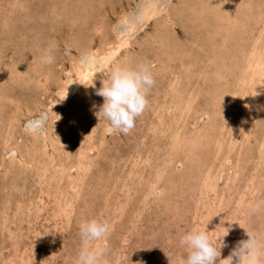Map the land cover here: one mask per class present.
Returning a JSON list of instances; mask_svg holds the SVG:
<instances>
[{"label": "rangeland", "instance_id": "374dc122", "mask_svg": "<svg viewBox=\"0 0 264 264\" xmlns=\"http://www.w3.org/2000/svg\"><path fill=\"white\" fill-rule=\"evenodd\" d=\"M138 62L154 80L147 106L111 131L96 90ZM252 200H264V0H0V264H75L90 219L110 225L94 243L112 264H177L185 230L208 221L216 243L231 225L220 264L264 230L244 214Z\"/></svg>", "mask_w": 264, "mask_h": 264}, {"label": "clouds", "instance_id": "9594fccd", "mask_svg": "<svg viewBox=\"0 0 264 264\" xmlns=\"http://www.w3.org/2000/svg\"><path fill=\"white\" fill-rule=\"evenodd\" d=\"M52 62L53 57L47 52L41 55L42 65ZM153 83L150 67L144 62L134 66H114L106 82L96 90V95L103 98V103L95 115L105 120L111 131L127 134L134 127L135 119L145 110L148 103L146 97ZM65 97L66 92L60 100ZM47 121V113L42 112L38 117L27 120L23 127L29 134H39ZM242 208L246 217L264 216V200L249 201ZM207 222L203 227H192L179 235L178 244L183 252L177 264H216L220 250L227 247L224 237L228 235L231 225L216 236L214 243L205 228ZM109 231L110 225L105 220L90 219L82 222L79 225L82 245L77 252L75 264H112L107 249L100 243H94L103 241ZM245 233L247 239L238 241L229 255L219 260L220 264H264V230H245Z\"/></svg>", "mask_w": 264, "mask_h": 264}, {"label": "bare ground", "instance_id": "6f19581e", "mask_svg": "<svg viewBox=\"0 0 264 264\" xmlns=\"http://www.w3.org/2000/svg\"><path fill=\"white\" fill-rule=\"evenodd\" d=\"M19 3H20V2H19ZM151 9H152V8H151ZM146 13H147V12H146ZM148 14H149V13H148ZM152 14H153V13H152ZM152 14H151V15H152ZM146 18H147V17H146ZM219 38H220V37H219ZM124 39H125V38H124ZM120 41H122V40H120ZM122 42H123V41H122ZM122 42H121V43H122ZM117 43H118V42H117ZM121 43H120V44H121ZM126 43H127V42H126ZM222 43H223V42H222ZM122 45H123V44H122ZM124 46H125V45H124ZM120 48H121V47H120ZM110 51H111V50H110ZM111 52H112V51H111ZM105 53H106V51H105ZM114 53H115V52H114ZM114 53H113V54H114ZM116 53H117V52H116ZM92 54H93V53H92ZM90 55H91V54H90ZM107 55H108V54H107ZM114 55H115V54H114ZM100 57H101V56H100ZM105 57H106V56H105ZM112 57H113V56H112ZM101 58H102V57H101ZM101 58H100V59H101ZM110 58H111V57H110ZM103 59H104V58H103ZM105 59H108V58H105ZM102 61H104V60H102ZM100 62H101V60H100ZM102 65H103V64H102ZM105 65H106V64H105ZM23 66H24V65H23ZM12 67H13V66H11V68H12ZM95 67H96V66H95ZM97 67H98V66H97ZM25 68H26V67H25ZM91 68H92V67H91ZM98 68H99V67H98ZM22 69H23V67H22ZM88 69H89V68H88ZM20 70H21V69H20ZM86 70H87V69H86ZM95 70H96V69H95ZM25 71H26V70H25ZM87 71H88V70H87ZM89 71H90V70H89ZM98 71H99V69H98ZM16 72H17V71H16ZM83 72H84V71H81V74H82V76L84 77L85 74H84ZM76 73H77V72H76ZM90 73H91V72H90ZM90 73H89V74H90ZM92 74H93V73H92ZM92 74H90V75H92ZM90 75H89V76H90ZM79 76H80V75H79ZM80 77H81V76H80ZM84 78H85V77H84ZM88 78H89V77H88ZM68 87H69V86H68ZM63 97H64V96H63ZM66 97H67V96H66ZM66 97H65V98H66ZM58 99H59V98H58ZM51 105H52V104H51ZM52 106H53V105H52ZM54 106H56V105H54ZM211 123H212V122H211ZM67 131H68V130H67Z\"/></svg>", "mask_w": 264, "mask_h": 264}]
</instances>
